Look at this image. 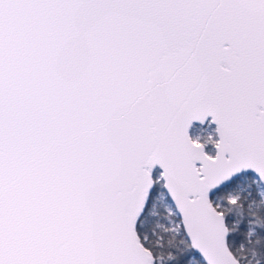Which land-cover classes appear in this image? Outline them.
I'll return each instance as SVG.
<instances>
[{"label": "snow or ice", "instance_id": "1", "mask_svg": "<svg viewBox=\"0 0 264 264\" xmlns=\"http://www.w3.org/2000/svg\"><path fill=\"white\" fill-rule=\"evenodd\" d=\"M0 264H264V0H0Z\"/></svg>", "mask_w": 264, "mask_h": 264}]
</instances>
